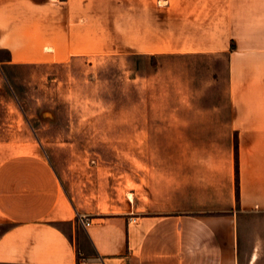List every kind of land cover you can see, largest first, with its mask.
Here are the masks:
<instances>
[{
	"label": "crops",
	"instance_id": "crops-1",
	"mask_svg": "<svg viewBox=\"0 0 264 264\" xmlns=\"http://www.w3.org/2000/svg\"><path fill=\"white\" fill-rule=\"evenodd\" d=\"M94 1L0 0V51L7 53L0 57V86L3 67L67 63L90 53ZM158 2L131 0L132 35L137 27L152 36L161 10L167 52L227 53L225 106L195 108L189 128L180 121L178 163L165 162L149 201L132 195L124 212L79 207L34 128L0 107V264H250L256 258L244 262L239 215L264 212V0ZM203 19L210 45L173 44L170 37L197 35L192 31Z\"/></svg>",
	"mask_w": 264,
	"mask_h": 264
},
{
	"label": "rangeland",
	"instance_id": "rangeland-1",
	"mask_svg": "<svg viewBox=\"0 0 264 264\" xmlns=\"http://www.w3.org/2000/svg\"><path fill=\"white\" fill-rule=\"evenodd\" d=\"M91 6L90 53L67 63L3 67L0 107L34 128L79 207L124 212L132 195L149 201L165 162L178 163L180 121L189 128L195 108L220 101L225 106L227 53L167 52L161 10L154 34L146 36L137 27L132 35L131 0H95ZM196 22L202 25L192 31L197 35L170 37L173 44L210 45L209 19ZM144 47L151 49L148 56L132 53ZM239 218L244 262L255 254L250 264H264V212L243 211Z\"/></svg>",
	"mask_w": 264,
	"mask_h": 264
},
{
	"label": "built area",
	"instance_id": "built-area-1",
	"mask_svg": "<svg viewBox=\"0 0 264 264\" xmlns=\"http://www.w3.org/2000/svg\"><path fill=\"white\" fill-rule=\"evenodd\" d=\"M82 218H83V217H82ZM89 223H90L89 221H86V222H85L86 225H89Z\"/></svg>",
	"mask_w": 264,
	"mask_h": 264
}]
</instances>
